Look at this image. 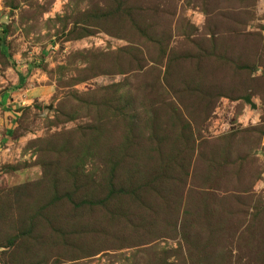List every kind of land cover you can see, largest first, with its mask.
Listing matches in <instances>:
<instances>
[{"label":"rangeland","instance_id":"374dc122","mask_svg":"<svg viewBox=\"0 0 264 264\" xmlns=\"http://www.w3.org/2000/svg\"><path fill=\"white\" fill-rule=\"evenodd\" d=\"M0 264H264V0H0Z\"/></svg>","mask_w":264,"mask_h":264},{"label":"water","instance_id":"95a60500","mask_svg":"<svg viewBox=\"0 0 264 264\" xmlns=\"http://www.w3.org/2000/svg\"><path fill=\"white\" fill-rule=\"evenodd\" d=\"M244 101L248 103L251 107H254V105L252 104V102L250 101L248 97H245Z\"/></svg>","mask_w":264,"mask_h":264},{"label":"crops","instance_id":"0c3cea01","mask_svg":"<svg viewBox=\"0 0 264 264\" xmlns=\"http://www.w3.org/2000/svg\"><path fill=\"white\" fill-rule=\"evenodd\" d=\"M13 103V102H12Z\"/></svg>","mask_w":264,"mask_h":264}]
</instances>
